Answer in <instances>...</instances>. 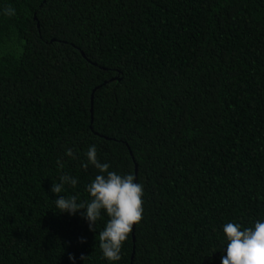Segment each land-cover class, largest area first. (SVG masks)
I'll return each mask as SVG.
<instances>
[{
    "label": "trees",
    "instance_id": "1",
    "mask_svg": "<svg viewBox=\"0 0 264 264\" xmlns=\"http://www.w3.org/2000/svg\"><path fill=\"white\" fill-rule=\"evenodd\" d=\"M90 145L144 188L118 264H221L264 219V0H0V264H108L51 192Z\"/></svg>",
    "mask_w": 264,
    "mask_h": 264
},
{
    "label": "clouds",
    "instance_id": "2",
    "mask_svg": "<svg viewBox=\"0 0 264 264\" xmlns=\"http://www.w3.org/2000/svg\"><path fill=\"white\" fill-rule=\"evenodd\" d=\"M7 14L14 13L9 10ZM97 152V147L90 145L81 163L84 169L91 166L97 170L95 177L85 187L89 199L78 202L75 195H57L65 185L75 188L78 184V178L67 174L59 177V183L52 184L51 192L57 196L54 201L56 212L70 216L80 214L90 231L95 232L97 222L107 217L103 230L99 232V248L102 259L108 264H118L124 243L134 226L142 220L144 188L136 182L133 174L110 171L111 165L102 163ZM64 155L75 159L77 153L65 148ZM223 234L226 244L223 250L226 251L221 256V264H264V219L257 220L250 227L227 222L223 225ZM69 259L75 264L74 257L70 256Z\"/></svg>",
    "mask_w": 264,
    "mask_h": 264
}]
</instances>
